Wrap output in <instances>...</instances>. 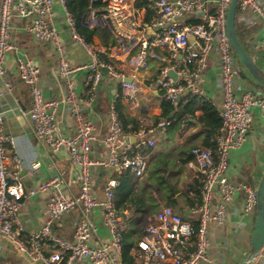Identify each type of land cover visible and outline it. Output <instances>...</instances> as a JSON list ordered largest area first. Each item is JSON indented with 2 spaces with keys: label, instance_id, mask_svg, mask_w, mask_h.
Returning <instances> with one entry per match:
<instances>
[{
  "label": "built area",
  "instance_id": "1",
  "mask_svg": "<svg viewBox=\"0 0 264 264\" xmlns=\"http://www.w3.org/2000/svg\"><path fill=\"white\" fill-rule=\"evenodd\" d=\"M58 1L66 14L71 37L90 53L91 62L86 66H71L55 25L54 0H0V84L6 74L7 56L16 49L10 40L13 21H28L37 39L54 47L66 94L61 100L45 99L38 87L41 69L30 60H19L20 77L30 87L32 97L30 111L21 115L33 124L36 134L54 153L65 151L71 163L78 167L79 192L73 197L65 194V173L52 166L36 188H24L23 174L33 176L40 167L25 169L17 152L9 155L7 145H14V139L5 133L6 111L0 110V264L6 245L30 264H128L123 260V240L131 231V216L128 211L121 213L116 206L119 182L111 176L105 185L104 198L99 200L92 171L99 167L109 172L130 173L142 181L148 174V157L157 147L158 135L166 134L173 123L169 119L156 121L154 117L141 116L136 132H127L119 120L115 101L110 110L109 132L102 139L105 155L95 156L94 146L100 135L95 123L86 118L83 107L96 100L97 87L105 77L104 69L116 81L120 96L127 103L136 106L142 90L137 78L132 77L131 83L125 81L127 77L116 65L101 59L100 55L109 51L125 55L136 73L148 72L152 64L158 65L153 86L161 92L164 101L173 104L188 102V96L198 98L201 103L210 101L203 87L205 73L211 57L219 63L223 104L222 125L214 139L216 148L192 150L194 160L190 166L202 183L199 192L188 193L193 201L194 219H186L173 207L163 206L145 226L133 252L135 264H209L212 243L208 226L225 225L227 204L238 192L244 195L243 223L255 222L257 216V188L234 182L228 173L230 154L242 148L252 128V109L259 108L264 117V93L247 90L241 84V67L227 34L231 0H148L142 9L137 6V0H103L105 6L90 9L82 16L81 23L112 35L116 44L109 50L90 45L79 34L77 20L67 10L68 0ZM259 1H238V11L249 17V24H264V8ZM82 69L88 73L85 89L79 93L73 77ZM170 71L176 73V79L170 76ZM4 87L7 95L12 94V83L5 82ZM65 108L77 125L72 135L62 134L58 122L60 110ZM132 136L138 141L133 143ZM143 149L149 152L146 154ZM39 194L47 197L46 217L37 230L29 231L21 220V211L28 199ZM96 209L101 211V225L109 236V240L98 245L95 237L100 226L92 217ZM77 210H81L82 216L73 236H60L55 230L58 223L64 215ZM251 248L252 244L250 249L242 248L246 258ZM220 264L238 263L223 260Z\"/></svg>",
  "mask_w": 264,
  "mask_h": 264
},
{
  "label": "crops",
  "instance_id": "2",
  "mask_svg": "<svg viewBox=\"0 0 264 264\" xmlns=\"http://www.w3.org/2000/svg\"><path fill=\"white\" fill-rule=\"evenodd\" d=\"M259 3L264 8V0H260ZM53 13L55 25L61 34V40L71 66L88 65L91 62L90 53L71 37L66 14L58 0H54ZM246 17V24L244 20L241 26L243 39L245 44L251 47V55L254 61L264 69L262 59L264 55V24L261 22L249 24V17L247 15ZM10 40L16 46V49L7 56L5 64L6 74L4 81L0 84V92L3 94L0 97V110L6 111L7 116L5 133L14 139V145H7L8 153L13 156L17 152L23 161L25 169L40 167L39 172L33 176H29L26 173L23 174V185L26 190L36 188L49 172V167L52 166L54 170L65 173V194L71 197L76 196L79 192V186L76 182V177L79 173L78 167L71 163L65 151L54 153L46 142L36 134L33 124L21 115L22 112L30 111L32 97L30 87L20 77L18 61L30 60L41 69L38 87L42 90L45 99L61 100L65 97L66 85L59 74L57 53L50 43L37 39L35 34L29 29L28 21L25 20L14 19ZM93 43L96 47L107 48L102 45L99 35L94 36ZM107 56L113 61L112 64L116 65L120 73L128 78H137L141 84L142 90L136 106L124 100L122 101L126 107V114L137 120L141 116L160 117L162 115L161 103L164 100L161 92L153 86V80L159 73V66L152 64L148 72L136 73L129 67L125 55L113 54L109 51ZM87 73L86 69H82L77 71L73 77L76 90L79 93L85 89ZM241 78V84L245 89L259 94L264 93L262 87L250 85L244 72H242ZM5 82L13 84L12 94H6ZM203 87L210 101L220 109L223 104V95L220 66L216 58L211 57L209 60ZM119 96L118 84L105 73L104 80L97 87L96 100L92 105H84L83 107L86 118L91 119L95 123L97 133L100 135V140L94 146V154L97 157L105 155L102 139L109 132L111 106ZM252 115V128L248 133L246 143L241 149L232 151L229 156L228 173L234 182H245L258 188L264 175V117L261 110L257 107L252 109ZM202 116L203 105L200 103L196 108L195 117L190 118L189 123L187 120L173 123L166 134L158 135L157 137L156 149L158 147L159 149H164L167 161H170V159L174 160V164H170L171 187H177L178 189L175 196L177 204L172 207L182 217L189 220L194 219L191 213L193 201L189 198L187 192L190 190L189 187L196 181L200 182V179L197 171L190 166V163L183 165L182 160L192 148L201 147L203 144L205 131L202 123H200ZM58 122L61 133L64 135H72L77 130V125L67 108L60 110ZM156 149L149 156H155ZM143 152L147 154L149 151L143 149ZM122 174L118 171L109 172L104 168H94L92 171V183L96 198L99 200L104 198L105 185L111 176L119 180ZM174 179H177V182L174 183ZM243 196V193L238 192L234 199L228 203L226 223L223 227H219L216 223L209 224L208 237L212 243V248L209 252L211 259L209 264H220L223 260L242 264V260L246 258L241 251L242 248L248 249L247 245H249L250 249L256 228L255 222L249 221L250 223H248L245 219L244 221L248 223L245 225L241 219ZM218 199L219 197L216 195L215 200ZM46 202L47 197L40 194L26 201L21 211V220L27 230H37L43 224L46 217ZM75 213L80 220L82 216L81 210H77ZM92 217L100 226L95 237V244L98 245L109 240V236L106 229L101 225V211L99 209L94 210ZM62 223V221L58 223L55 229L56 232L60 236L71 238L73 233L70 234L68 230L63 229L61 227ZM2 256V264H30L9 245H6ZM258 262L264 263V249L257 264Z\"/></svg>",
  "mask_w": 264,
  "mask_h": 264
},
{
  "label": "trees",
  "instance_id": "3",
  "mask_svg": "<svg viewBox=\"0 0 264 264\" xmlns=\"http://www.w3.org/2000/svg\"><path fill=\"white\" fill-rule=\"evenodd\" d=\"M148 0H137V6L144 8L147 6ZM105 6L103 0H68L67 10L77 20V30L90 45H94L93 39L95 35H99L102 40V45L107 47L115 46L116 41L112 35L106 30L90 29L81 23L82 16L90 9H101ZM237 14V33L241 43L246 44L243 39L241 29H239ZM150 15V13H149ZM148 15L147 22L151 20ZM235 54V52H234ZM108 55V54H107ZM106 54H101L102 60L112 63ZM241 67V73L243 72V64L235 54ZM106 73V72H104ZM188 102L179 101L176 103L163 101L161 103L162 115L160 117H154L156 121L160 119H169L172 123L183 122L187 120L189 123L190 118L195 117V111L198 105L201 103L196 97L188 96L186 98ZM123 99L119 96L116 100V110L119 120L123 128L130 133H135L139 119L132 118L126 114V107L123 105ZM203 105V116L200 119V123L204 129V139L201 148L214 149L216 148L214 139L218 134L222 120L220 117V109L211 101L201 103ZM198 148L194 147L190 150L189 154L182 160V164L191 163L194 160L192 150ZM169 173V175H168ZM167 176L169 179L167 180ZM171 169L170 164H165V169H159L156 174L152 172L147 174L146 178L139 181L136 177L130 173H123L119 177V186L115 192V203L118 210L123 213L128 211L131 216V231L124 236L123 244V260L128 264H135V257L133 252L136 249L139 241L143 237L145 225L150 222L152 217L163 207L166 203L167 206H176L177 201L175 199L177 187H171ZM201 181L192 184L189 187V191L199 192L201 188ZM256 187L255 185H251Z\"/></svg>",
  "mask_w": 264,
  "mask_h": 264
},
{
  "label": "water",
  "instance_id": "4",
  "mask_svg": "<svg viewBox=\"0 0 264 264\" xmlns=\"http://www.w3.org/2000/svg\"><path fill=\"white\" fill-rule=\"evenodd\" d=\"M238 1L231 0L228 14H227V34L229 37L230 44L233 51L240 59L244 68H246L255 81L260 87L264 89V69H262L253 59L251 53L245 48L241 43L238 33H237V14H238ZM190 41L193 42L194 39L190 38ZM107 73V69H104ZM170 76L174 79L177 78V75L174 71H170ZM132 78H125V81L132 82ZM131 141L135 143L138 139L135 136L131 137ZM169 177L167 176V180ZM257 216L255 220L256 231L252 237V248L251 251L242 264H255L256 260L260 256L261 252L264 249V175L260 180V183L257 188ZM167 204H165L166 206Z\"/></svg>",
  "mask_w": 264,
  "mask_h": 264
},
{
  "label": "rangeland",
  "instance_id": "5",
  "mask_svg": "<svg viewBox=\"0 0 264 264\" xmlns=\"http://www.w3.org/2000/svg\"><path fill=\"white\" fill-rule=\"evenodd\" d=\"M244 20H245L244 23L246 24V20H247L246 15L239 14V17H238L239 29H242L241 26H242ZM246 48L250 53L252 52L251 47L246 45ZM262 59L264 62V55L262 56ZM243 72H244V75L246 76L247 80L249 81L250 85H252L253 87H254V85L259 86L258 83L255 81V79L252 77V75L249 73V71L244 67H243ZM148 160H149V169H150L149 173L152 172L153 174H156V172L159 169H165V164H168V165L174 164V160H172V159H170V161H167V158L165 157L164 149H162V148L159 149V147L156 149V155L155 156H149ZM175 182H177V179L176 180L174 179V183ZM227 206H228V204H227ZM75 214H76L75 212H72V213L66 214L62 217L63 223H62L61 227L63 229L68 230V232L70 234L73 233V231L75 230L76 224L79 221V219L77 218V216ZM246 247L249 248V245H247Z\"/></svg>",
  "mask_w": 264,
  "mask_h": 264
}]
</instances>
